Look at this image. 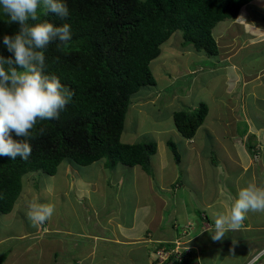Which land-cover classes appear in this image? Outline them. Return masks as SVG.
I'll return each instance as SVG.
<instances>
[{"label":"rangeland","instance_id":"374dc122","mask_svg":"<svg viewBox=\"0 0 264 264\" xmlns=\"http://www.w3.org/2000/svg\"><path fill=\"white\" fill-rule=\"evenodd\" d=\"M253 16L258 17L256 13ZM231 21L219 23L213 31L221 51V55L218 57L207 58L196 52H189L181 58V61H178L181 56L171 54L166 59L153 62L152 69L157 79L161 81L159 87L153 91L144 89L138 93V95L145 94L137 100L135 98L133 104L130 105L126 118V129L122 135L123 143L134 144L140 141L157 143L158 150L152 158L151 166L155 184H151L150 188L153 191L158 186L162 189L172 188V190H163L164 194H162L167 204L166 210H164L166 211L164 213V230L161 233L166 234L168 228L174 233L175 228L172 225L177 224V228L180 227L178 234L182 231L185 235L175 234L174 241L177 240L176 243L195 249L198 258H200L199 255L202 257L204 250L208 254L205 256V264H246L255 253L254 249L264 243V231L249 229L251 220L248 217L241 223L238 230L226 232L225 237L219 241L220 247L217 245L218 241H211V234L199 235L200 211L205 212L211 221L220 215H226L227 207L231 209L234 203L231 199L229 203L225 202L226 208L224 207L222 202L226 200L227 192L237 194L240 189L239 183L245 185L249 181L255 180V171L240 175L242 169L240 165H236V162H240L241 165L242 163L246 164L249 157L252 158L254 155L249 156V153L243 148L244 145L234 144L232 132L241 137L248 129L260 128L261 133H264V75L262 74L264 72V43L244 49L239 53L236 52L237 50L236 53L233 51L235 54L228 57L227 54L233 47H238V44L243 46L242 40L234 45L233 40L229 38L230 35H234L241 29L239 26L241 24L238 21L236 22L239 24H232ZM252 22V25L256 24V20ZM251 32L254 33V31ZM261 36L260 39H263L264 32ZM178 44L179 42L170 40L165 46L164 52L167 48L174 51ZM172 70L175 79L178 75L182 82L180 90L176 89L170 93V90H167L170 87H166L165 90L163 82L170 81L165 73ZM200 103H205L208 106L209 115L191 142L184 139L175 129L174 114L180 110L196 107ZM247 137L242 140V143L248 144ZM169 141L174 142L177 147V152L181 157L180 165L176 164L174 153L167 145ZM262 155L261 161H264V147ZM102 165V163H97L78 169V166L74 165L71 160H64L58 167L55 176L51 177L41 173L37 177L36 174H27L23 180L27 182L26 188L31 192V195L28 197L27 195L30 193L24 194L22 199L28 206L30 202L34 201V196L37 203H45L44 200L53 196L55 214L56 217H59L58 221L63 230L72 231L74 234L86 232V236L89 232L94 231L99 235L100 244L108 246V243L104 242L106 235L111 233L109 228L112 232L114 230L108 222L110 219L115 221L120 213V205L117 203L122 202L124 207L123 204L121 207L125 209V214L120 219L123 220L125 217V221L129 222L127 214L134 211L136 206L148 205L142 199L147 200V193L153 191L147 188L146 183H142L144 172L141 168L130 170L119 167L110 171L102 168ZM227 172L233 176L234 184L231 188L228 187L232 183L227 181L231 179V177H227ZM74 173L77 175H72ZM198 175L199 178H197ZM91 179L96 180V185L100 190L94 194L97 196L94 202L88 194L91 191H96L95 186H93V190L92 188L87 190V181ZM258 179L263 182L261 176ZM74 187L80 190L74 191ZM77 193L84 196H80L79 199L75 195ZM57 202H59L58 206ZM95 202V206L102 207L101 210L98 211L94 208L93 203ZM58 212L59 215H57ZM137 212L140 221L143 213L141 210ZM13 213L0 220V234H18L19 224L21 232L26 229L25 225L32 230L35 229L25 217L24 212V218L19 222L15 220ZM261 220L264 222V217L254 219L255 222ZM154 221L158 222L159 216ZM37 231L39 232L38 229ZM196 236H198L197 239H195ZM34 237L30 248L27 249L23 244L21 248H15L12 251L8 247L12 240H2L0 258L7 255V259L1 263L20 264L18 254H25L26 264H56L54 253L57 252L62 241L68 240V242L75 241L83 244L93 240V238L90 240L76 238L75 235H48L44 238L43 234H40V236L34 235ZM2 238L3 236H0V239ZM166 238L167 241H170L173 237L167 235ZM200 238L203 241L206 240L205 243L199 240ZM237 239L240 241L238 244H229L236 242ZM195 240L200 241L198 245ZM211 244L213 245L212 249L209 248ZM114 245L117 247L116 249L105 253H102L101 248L97 250V254L99 253L97 261L100 262L97 264H102L105 254L111 255V257L109 255L105 257L106 260H109L107 264H115L121 257V253L126 254L130 259L137 258L138 261L135 264L152 263V259L146 253L140 256V253L145 252L144 244ZM77 256L78 252L74 250L68 256L69 264H74ZM57 257H61L60 251L57 252ZM14 260L17 261L14 263ZM196 264L202 263L198 261ZM260 264H264V257Z\"/></svg>","mask_w":264,"mask_h":264},{"label":"trees","instance_id":"16d2710c","mask_svg":"<svg viewBox=\"0 0 264 264\" xmlns=\"http://www.w3.org/2000/svg\"><path fill=\"white\" fill-rule=\"evenodd\" d=\"M252 1L61 0L69 9V17L64 20L41 7L39 20H29V24L68 23L72 36L67 46L58 47L59 41H54L43 50V73L58 77L74 95L58 119L37 121L28 141L32 153L27 161L0 156V213L7 215L15 208L27 189L24 176L44 173L52 177L64 160H71L78 169L97 163L110 171L140 167L153 177L157 143L122 141L133 100L145 94L138 95L141 90H156L161 82L152 69L153 62L171 54L181 56V61L189 52L218 57L221 51L214 29L219 23L235 20ZM8 19L0 10V55L5 58L13 54L3 45V37L15 36L20 29L18 23L9 24ZM170 40L179 44L177 48L171 45L174 51L167 48L164 52ZM4 67L7 70L8 66ZM165 76L170 79L163 82L165 90H180L182 81L178 75L175 79L173 70ZM208 115L205 103L177 111L174 127L184 139H193ZM12 136L17 141L22 139L14 133ZM167 145L176 164H181L175 143L169 141ZM189 253L183 254L181 264L199 261L195 249ZM6 258L4 255L0 262Z\"/></svg>","mask_w":264,"mask_h":264},{"label":"clouds","instance_id":"9594fccd","mask_svg":"<svg viewBox=\"0 0 264 264\" xmlns=\"http://www.w3.org/2000/svg\"><path fill=\"white\" fill-rule=\"evenodd\" d=\"M41 7L47 13L55 14L61 20L69 17V9L61 0H0V10L9 18L8 23L20 25L15 36L5 35L3 37V45L9 53L13 54L14 58H5L0 55V156H7L12 160L17 157L24 161L29 159L32 148L28 141L31 138V130L37 121L58 119L60 112L66 108L74 95L73 92L64 88L58 77L43 73L45 66L43 50L54 41H59L58 47L67 46L72 36L68 23H64L62 26H54L50 22L29 24V20H39L37 13ZM245 7L241 12L244 11ZM235 20H232L231 23ZM5 65L8 66L7 70ZM13 133L22 139L20 141L13 139ZM79 176L83 180L82 176ZM90 185L91 181L88 180L87 190H91ZM74 189V191L80 190L77 187ZM29 193L28 197L31 195L30 191ZM22 196L23 193L11 213L15 210L22 216L23 220L24 212L31 226L36 228V231L27 239L29 247L35 238L34 235L43 234V237L46 238L48 235H71L73 233L66 230L64 232L70 233H59L58 231L51 233L52 219L61 224L58 221V216L53 217L54 206L47 203H37L35 196L33 197L34 201L27 206L26 201L21 199ZM249 212L264 213V187L247 184V186L239 189L230 212L227 215L218 216L211 225L213 229L210 232L212 240L220 241L225 237L228 230L238 229ZM120 213L124 215L123 208ZM203 218V220L206 219L204 215ZM50 219L51 222H49ZM116 221H118L117 218L113 224ZM118 222L122 221L119 220ZM58 224L56 223V225ZM173 227L175 231L170 241H151L143 237L142 240L135 242L144 244L146 251L149 250L148 256L152 259L151 264H181L183 254L189 253L184 250L178 255L172 253L165 261L160 262L157 252L163 247L172 250L177 245V240L174 241V239H176L175 234H178L180 227L177 228V224H174ZM182 234L185 235L182 231L178 235L182 236ZM148 245L150 246L147 248ZM263 257L264 250H260L246 264H260Z\"/></svg>","mask_w":264,"mask_h":264},{"label":"crops","instance_id":"0c3cea01","mask_svg":"<svg viewBox=\"0 0 264 264\" xmlns=\"http://www.w3.org/2000/svg\"><path fill=\"white\" fill-rule=\"evenodd\" d=\"M263 3H264V0H255L254 2L250 3L247 7H245L244 11L241 12L238 19H236L235 21L232 22V24H239L240 23L241 25H239V26L241 27V29L239 30V32L236 31L234 35H230L229 38L231 40H233L234 45H236L237 42L242 40L243 46L238 44V47H236V48L233 47L231 52L227 54L228 57L233 56L236 52L239 53L244 49L246 50V49L251 48L253 46L264 43V38L260 39V38H262V36H261L262 32H264V4ZM254 13H256L258 15V17L253 16ZM253 20H256L255 25H252ZM236 21H239V23H237ZM251 31H254V33H252ZM239 46H240V48H239ZM233 51L234 52L236 51V52L234 53ZM262 74L264 75V72ZM231 135H232L233 141L235 142L234 144L244 145L243 148L245 149V151L247 153H249V156L254 155V156H252V158L249 157L246 164L242 163V165H241V164H239L240 162H238V161L236 162L237 163L236 165H240L241 166L240 168L242 169V171L240 172V175L245 173V172L255 171V180L249 181L247 184H254L258 187H264V161L263 160L261 161V159L263 157L262 148L264 147V133H261L260 128H258V129L256 128V129H248V131L246 132V134L244 135L243 138L239 137L234 132H232ZM247 136H250V137L248 138ZM245 137L248 138V144L242 143V140ZM194 138L190 139L189 141L192 142L194 140ZM249 146L253 147L252 150L249 149ZM253 159H256V160H253ZM232 163H235V162H232ZM178 165H180V164H178ZM102 168H103V166H102ZM136 168H140V167H136ZM137 170L140 172L139 169H137ZM142 175H143L142 176L143 180H141L142 183H144V184L146 183L147 188L152 190L150 188V186H151V184H155L153 177L146 174L145 172ZM259 176L262 177L263 182L258 181ZM193 177L194 176L192 175V178ZM199 177L200 176L198 175L197 178H199ZM227 177L228 178L231 177V179L227 180L229 183H232L231 185H228V187L231 188L232 185L234 184L233 176H231V174L229 172H227ZM242 177H245V176L242 175ZM137 179L139 180V177ZM138 180H136V181H138ZM90 181H91L92 190H93V186H95L96 191H94V192L91 191L88 194V196H91V198H92L91 200H92V202H94L95 197L97 198V196L94 194L98 193L100 190L98 189L99 186L96 185L95 179H91ZM112 183H114V182H112ZM247 184L244 185L243 183H239L240 188L247 186ZM105 185H106V183H105ZM100 189H102V188H100ZM161 189L162 188L158 186V188H156L154 191L152 190L153 192L149 191V193H147V197H146L147 200L143 198L142 201L147 202L148 205L139 206V207L136 206L134 211L132 210V212L128 213L127 218H128V220L130 219L129 222L125 221V217L123 218V220H121L119 218L122 216L121 213H119L117 220L118 221L121 220L122 222L119 223L118 221H116L113 224L111 222L114 220H112V219L109 220L108 224H111L112 228L114 230L112 232L111 228H109L111 233L110 234L108 233V235H106V240L104 242L108 243V246H102L100 244L101 242L98 241L99 235H98V233H96L94 231L89 232V234L87 236L85 235L86 232L85 233L80 232V233H75V234L71 233V235L77 236L76 238L80 237V238L85 239V240H90L93 238V240L91 242H86L83 244H79L75 241H72V242H68V240L62 241L61 246L56 250L57 252L60 251L61 257L60 258L57 257V252L54 253V258H55L56 264H69L68 256L71 253H73L74 250L78 252V256L75 258L74 264H97V263H100L97 261V258L99 257V253L97 254V250L99 248L102 249V251H103L102 253H105V252L111 251L112 249H116L117 247L114 244L132 245L136 241L138 242L139 240H142L143 237L147 238V240L150 239L151 241H155V240L156 241H162V240L167 241V238H166L167 235L168 236L171 235V237H173L174 233H172L170 228H168V231H167L168 234L167 233L166 234L161 233V231L164 230L163 229L164 223H165V221H164L165 211L164 210H166L165 206L167 204V201L163 199L162 194H164L165 190H172V188H163L162 190ZM26 193H29V190L26 189V191L23 192L22 197H24L25 196L24 194H26ZM80 194L81 193H77L75 195L80 199V196H84L83 194H81V195ZM237 194H233L230 191L227 192L226 200L225 201L223 200V202H222V203H224L225 208H226L225 202L229 203V201H231V199H232V201H235V199L237 198ZM50 200L48 201V199H47L44 201L47 204L53 205L52 199H50ZM62 200H64V199H62ZM95 204H96V202L93 203L94 208L98 211H99V209L101 210L102 207L98 208L97 205L95 206ZM117 204L120 205V210H121L122 209V207H121L122 202H119ZM58 205H59V202H57V206ZM138 210H141V212L143 213L141 216L142 219L140 221L138 220V217H137V214H138L137 211ZM98 211H97V213H98ZM226 211H227V213H226V215H227L230 212V207H227ZM123 212L125 214L124 208H123ZM200 212H202V211H200ZM10 215L11 214H9V215L0 214V220L4 219L5 217H8ZM57 215H59V212L57 213ZM203 215L206 218L205 219L206 221L203 220L204 219ZM55 216H56V214L54 211V217ZM157 216H159L158 222L154 221V219H156ZM13 217L18 222L22 221V216H20L18 213H16L15 210L13 213ZM246 217L250 218V220H251V225L248 226L249 229H251L253 231H260V232L264 231V222L262 220L259 222L254 221V219H256L258 217L263 218L264 213L249 212ZM189 221H191V220H189ZM199 221H200L198 224V226L200 228L199 235L200 236L205 235V234L209 235L210 232L213 231L211 225L214 223L215 219L211 221L210 218L205 214V212H203L200 215ZM56 223L58 224L57 221L52 219V225L53 226L50 228L51 233H55L56 231H58L59 233H70V232H64L61 224H58L55 226ZM205 223L209 226H207ZM18 226H20L19 230H18V234L4 233V232H3L4 233L3 235L0 234V236H3V238L0 239V244H1L2 240L10 239V240H12V242L8 246L10 248V250L11 249L15 250V248H21V246L23 244L26 245L27 249L30 248L28 246V242H27L28 240L27 239H29L30 238L29 236L36 231V228L34 230H32L29 228V226L25 225L26 229L23 232H21V225L19 224ZM57 227H59V228L57 229ZM236 230H238V229H236ZM169 231H170V233H169ZM206 231H209V233H206ZM197 237L198 236H196L195 239H197ZM122 238H124V239H122ZM63 239H66V238H63ZM210 239L212 241L211 237H210ZM199 240H201L203 243H205V241H206V240L203 241L201 238ZM195 241H196L197 245L200 242V241L198 242L197 240H195ZM232 241H234V240H232ZM129 242H131V244H129ZM239 242H240L239 239H237L235 243L230 242L229 244H238ZM139 244H141V243H139ZM73 245L76 247H74ZM217 245H218V247H220L219 241H218ZM149 246L150 245H148L147 248ZM212 247H213V245L211 244V246H209V248L212 249ZM0 250H1V248H0ZM143 250H145V252L140 253V256H143L145 253L148 256L149 250L147 249V251H146L145 248ZM260 250H264V243L262 244V246L256 247L254 249L255 253L252 255V257L255 256L257 254V252ZM108 255L109 254H105L103 256L104 261L101 262L102 264H107V262L109 260H106L105 257ZM206 255H208V254H206V252H204V250H203L202 251V257L199 255V257H200L199 262L200 263L203 264V262H204V264H205L204 260L206 259V257H205ZM109 256L111 257V255H109ZM58 258H59V260H58ZM0 260H1V258H0ZM93 260H94V262H93ZM15 261H17V260H14V263H15ZM18 261L20 262V264H26L27 260L25 259V254L24 255L18 254ZM136 261H138L137 258L130 259L129 257L126 256V254L124 255L123 253H121V257L118 259V262H116L115 264H135ZM0 264H2V263L0 262ZM149 264H151V263H149Z\"/></svg>","mask_w":264,"mask_h":264},{"label":"built area","instance_id":"2783aa9c","mask_svg":"<svg viewBox=\"0 0 264 264\" xmlns=\"http://www.w3.org/2000/svg\"><path fill=\"white\" fill-rule=\"evenodd\" d=\"M184 250L186 252H190L191 248L185 247L184 245H181L180 243H177L174 249L168 250L166 247L161 248L158 252L157 255L159 257L160 262L162 263L165 261L170 254L175 253L176 255L180 254L181 251Z\"/></svg>","mask_w":264,"mask_h":264},{"label":"bare ground","instance_id":"6f19581e","mask_svg":"<svg viewBox=\"0 0 264 264\" xmlns=\"http://www.w3.org/2000/svg\"><path fill=\"white\" fill-rule=\"evenodd\" d=\"M190 254V253H189Z\"/></svg>","mask_w":264,"mask_h":264}]
</instances>
